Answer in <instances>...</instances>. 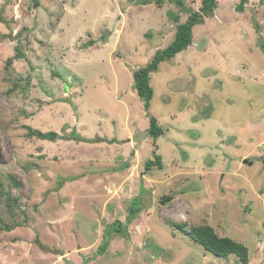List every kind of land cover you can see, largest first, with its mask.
<instances>
[{
    "label": "rangeland",
    "instance_id": "rangeland-1",
    "mask_svg": "<svg viewBox=\"0 0 264 264\" xmlns=\"http://www.w3.org/2000/svg\"><path fill=\"white\" fill-rule=\"evenodd\" d=\"M35 1L0 0V264H240L175 223L264 264V0H217L150 75L155 142L133 73L201 0Z\"/></svg>",
    "mask_w": 264,
    "mask_h": 264
},
{
    "label": "trees",
    "instance_id": "trees-1",
    "mask_svg": "<svg viewBox=\"0 0 264 264\" xmlns=\"http://www.w3.org/2000/svg\"><path fill=\"white\" fill-rule=\"evenodd\" d=\"M169 3H174L178 6H183L181 0H166ZM238 4L235 6V11L243 12L248 0H238ZM156 4H160L161 1L156 0ZM34 7H38V2L34 0ZM217 8V0H201L200 7L197 11H192L188 14L187 19L184 23L178 24L173 41L162 50H156L151 58V61L143 68H139L133 73L134 88L137 96L143 101V108L149 119V129L148 132L155 142L161 135L162 129L158 126L157 120L151 117L148 113L150 107V101L153 97V90L149 84L150 75L155 73L159 65L178 53L187 49V47L192 42V30L195 26L202 24L206 17L213 14ZM178 20V17H175ZM259 47L264 52V46L259 45ZM8 63L10 60L7 61ZM31 136L37 137L38 139L47 140L50 142H55L58 139L57 133L48 132L42 133L40 131H33L30 133ZM163 167L162 158L156 153V149L152 152V159L146 160L144 163L145 171H149L151 168L161 169ZM139 200L136 197L131 200L134 203ZM169 200L165 198L164 201ZM133 205V204H132ZM135 209L129 210L127 220L131 221L140 212L141 208L134 204ZM1 223V221H0ZM122 228L121 225H118ZM176 230H178L183 235L187 236L194 243L198 244L203 248L204 251L210 253L211 255L218 258H227L229 255H235L240 264H248V249L245 245L236 242L228 237L218 236L212 227L208 225L192 227L189 230L186 229L184 224H172ZM120 231V230H119ZM118 233V231H116ZM105 250V244L99 247V254H102Z\"/></svg>",
    "mask_w": 264,
    "mask_h": 264
},
{
    "label": "water",
    "instance_id": "water-1",
    "mask_svg": "<svg viewBox=\"0 0 264 264\" xmlns=\"http://www.w3.org/2000/svg\"><path fill=\"white\" fill-rule=\"evenodd\" d=\"M244 163H246V161H244ZM250 165L252 164V163H249Z\"/></svg>",
    "mask_w": 264,
    "mask_h": 264
}]
</instances>
